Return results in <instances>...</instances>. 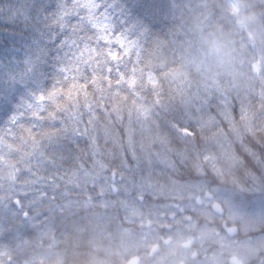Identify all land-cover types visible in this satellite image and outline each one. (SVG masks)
I'll list each match as a JSON object with an SVG mask.
<instances>
[{"label":"trees","instance_id":"1","mask_svg":"<svg viewBox=\"0 0 264 264\" xmlns=\"http://www.w3.org/2000/svg\"><path fill=\"white\" fill-rule=\"evenodd\" d=\"M236 1L244 30L226 0H100L113 34L136 42L138 52L121 53L119 63L127 67L114 71L110 81L105 72L97 89L89 87L92 79L85 80L99 74L93 73L96 65L81 62L84 45L96 46L86 39L95 35L90 26L73 45L64 44L70 30L52 23L60 3L69 0H0V127L27 113L22 123L37 125L32 132L38 141L35 149L29 141L0 158L1 264H35L34 230L21 211L30 219L41 192L49 200L53 191L61 202L71 181L68 169L91 159L108 163L113 172L124 166L135 180L166 185L172 179L201 180L226 207L254 217L261 213L250 241L264 240V0ZM35 5L42 7L34 10ZM69 22L79 23L72 17ZM248 35L258 50L250 47ZM259 60L261 73L255 76L251 67ZM53 90L57 102L69 95L78 101L75 124L54 106L49 109L54 119L40 109L38 120L23 107H39L35 98ZM41 158L47 163L38 164ZM120 158L122 164L116 163ZM83 223L68 236L81 240L76 249L100 239ZM22 238L27 242L19 246ZM86 254L73 250L64 264L72 256L84 262ZM256 254L249 264L261 258L264 264V250Z\"/></svg>","mask_w":264,"mask_h":264},{"label":"flooded vegetation","instance_id":"2","mask_svg":"<svg viewBox=\"0 0 264 264\" xmlns=\"http://www.w3.org/2000/svg\"><path fill=\"white\" fill-rule=\"evenodd\" d=\"M93 162L68 169L71 181L61 202L52 191L49 210L35 209V264H62L73 250L88 253L87 264H212L216 257L221 258L217 264H228L232 256L244 264L253 260L244 254L256 232L246 222L253 215L226 207L203 181L166 187L155 181L135 180L127 168L113 172L108 163L97 160L94 166ZM44 197H39L41 202ZM216 202L222 206L221 217L213 212ZM83 221L95 228L100 239H92L88 245L84 241L76 249L74 243L81 240L65 235H74L84 226ZM118 225L121 244L125 245L120 261ZM229 228H235L236 233L227 232ZM103 235L106 239L101 240ZM67 264L84 263L72 256ZM256 264H262V258Z\"/></svg>","mask_w":264,"mask_h":264},{"label":"snow or ice","instance_id":"3","mask_svg":"<svg viewBox=\"0 0 264 264\" xmlns=\"http://www.w3.org/2000/svg\"><path fill=\"white\" fill-rule=\"evenodd\" d=\"M41 5L33 6V9L36 10ZM52 6H49L47 10H51ZM72 17L78 19L79 23L68 24L65 23L66 18ZM53 24L59 25L61 29L68 28L71 32V37L68 40L64 41V44L71 43L75 45L80 37L82 29H86L90 26L91 30L95 34L93 37L86 39H92L95 41V47L89 46L88 44L84 45L83 51L81 53V62H84L85 59L90 60L91 64H95L96 67L93 68V73H99L98 75H93L86 77L85 80L92 79L93 84L89 87L95 86L97 89L105 82L104 73L107 72L109 81L113 79L112 73L119 69L126 68L127 65H122L119 63L121 60V53L127 54L129 48L132 45L125 44L121 37L117 35L115 40L110 37L109 33L112 31V27L108 22L107 13L104 6L101 4L100 0H69L67 4L61 2L59 5V12L55 15L52 20ZM136 42H133L135 44ZM119 46L118 52H113V48ZM84 53H87L85 58ZM112 61H117L113 64ZM91 64L89 66H91ZM135 67V66H134ZM63 71V69H61ZM119 78L118 74L115 77ZM80 85H74V88H80ZM59 93L56 90L48 92L47 96H39L35 99L38 101L39 107L34 108L33 105H24L28 111L31 112V115L34 119L38 120L39 117L37 113L40 109H43L47 112V117L49 119H54V112L49 110L53 106L56 110H59L68 115V119L72 121L73 124L76 123L77 112L73 111L74 105L78 104V101H73L72 97L69 95L68 100L64 99V96H60L59 99L63 103L57 102V97ZM88 93L85 92V96ZM45 101H47V106H45ZM71 101V103L69 102ZM23 115L17 114L13 115L8 121L7 125L0 127V158L5 154L6 149L11 150L13 146L17 148H24L28 145V142H31L33 149L36 148L38 141L34 138L32 127H36V124H33L32 127H25L22 123L24 119ZM48 135V134H46ZM49 139L51 137L49 136ZM9 155H12L9 152ZM61 160H63V154L58 153ZM35 159V155H33ZM52 166H56V155L51 157ZM30 163V161H29ZM38 164L44 165L47 162L42 158L37 161ZM19 203L20 201H16Z\"/></svg>","mask_w":264,"mask_h":264},{"label":"rangeland","instance_id":"4","mask_svg":"<svg viewBox=\"0 0 264 264\" xmlns=\"http://www.w3.org/2000/svg\"><path fill=\"white\" fill-rule=\"evenodd\" d=\"M226 1H227V3H228V6H229V8H230V10H231V13H232L233 17L237 20V27L240 28V29L244 28V23H243V21H242L243 18H242V15H241V11H242V7H241V5H240L236 0H226ZM107 17H108V22L110 23V25H111V27H112V31L109 33V35H110V37H112L113 40H115V37H116L117 35H114V34H113L112 18H111L110 16H108V15H107ZM121 39H122V41H123L125 44L132 45V46L129 48L128 53H129L130 51H135L136 53L138 52V48L136 47V43L133 44V42L128 41V40H126V39L123 38V37H121ZM248 39H249V45H250V47H251L254 51L258 50V49H259V45H258V43L256 42V39H255L252 35H250V36L248 37ZM118 49H119V46H117V48H116L114 51L116 52ZM128 53H127V54H128ZM218 59L222 60V58H218ZM218 66H220V64H219ZM227 72L229 73L230 70H227ZM260 72H261V63L258 62V63H256V64L253 66V73H254L255 75H259ZM262 215H263V214H262ZM263 218H264V217H263ZM261 219H262V217H261V213H260L259 217H253L252 220L249 222V224H250V225H254L256 222L261 221ZM33 220H34V219H32V221H33ZM247 220H248V219H247ZM262 220H263V219H262ZM246 222H247V221H246ZM250 228H251V227H250ZM216 241L219 242V241H221V240H217V239H216ZM256 242L258 243V248H260V249L262 248V249L264 250V240H263L262 238H260V239L257 240ZM244 251H245V256H246V259H247V260H248V258H250V255H251V254L255 253V250L252 248V244H250V243H248V244L246 245V250H244ZM211 262H212V263H216V264H217V263H220V262H221V258H220V257L215 258V259L212 260Z\"/></svg>","mask_w":264,"mask_h":264},{"label":"water","instance_id":"5","mask_svg":"<svg viewBox=\"0 0 264 264\" xmlns=\"http://www.w3.org/2000/svg\"><path fill=\"white\" fill-rule=\"evenodd\" d=\"M213 207H214V208H219V209H220V204L215 203ZM229 264H242V263H241L238 259H236V258H231V259L229 260Z\"/></svg>","mask_w":264,"mask_h":264}]
</instances>
